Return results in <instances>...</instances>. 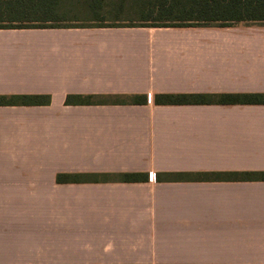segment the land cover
Returning a JSON list of instances; mask_svg holds the SVG:
<instances>
[{
  "label": "crops",
  "instance_id": "crops-1",
  "mask_svg": "<svg viewBox=\"0 0 264 264\" xmlns=\"http://www.w3.org/2000/svg\"><path fill=\"white\" fill-rule=\"evenodd\" d=\"M248 93L263 24L0 29V264H264V103L154 102Z\"/></svg>",
  "mask_w": 264,
  "mask_h": 264
},
{
  "label": "trees",
  "instance_id": "trees-1",
  "mask_svg": "<svg viewBox=\"0 0 264 264\" xmlns=\"http://www.w3.org/2000/svg\"><path fill=\"white\" fill-rule=\"evenodd\" d=\"M62 0H0V29L13 28H70V27H231L238 24L264 25V0H132L135 7L151 20L150 25H96L60 26L43 25L58 22L55 14ZM124 1V0H123ZM121 1L120 3H122ZM141 2L144 5H141ZM139 5L140 8H139ZM58 14V13H57ZM37 22L41 25H29ZM91 95H67L66 105L91 104ZM146 98L130 97L134 104L145 103ZM155 104H262L264 93L248 94H158ZM48 95H0V105H47ZM245 180H264V172H245L241 174H199L201 179L238 178ZM81 174H57V183L81 182ZM121 182H142L145 173H121L116 175Z\"/></svg>",
  "mask_w": 264,
  "mask_h": 264
},
{
  "label": "rangeland",
  "instance_id": "rangeland-1",
  "mask_svg": "<svg viewBox=\"0 0 264 264\" xmlns=\"http://www.w3.org/2000/svg\"><path fill=\"white\" fill-rule=\"evenodd\" d=\"M62 0L55 13L58 22H46L43 25L60 26H96V25H150L152 21L144 19V14L135 7L132 0ZM141 5H144L141 2ZM139 8H140V6ZM29 25H41L37 22Z\"/></svg>",
  "mask_w": 264,
  "mask_h": 264
}]
</instances>
